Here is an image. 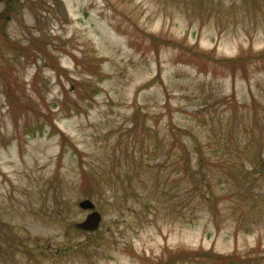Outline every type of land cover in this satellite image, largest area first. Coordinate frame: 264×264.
<instances>
[{
    "label": "rangeland",
    "instance_id": "rangeland-1",
    "mask_svg": "<svg viewBox=\"0 0 264 264\" xmlns=\"http://www.w3.org/2000/svg\"><path fill=\"white\" fill-rule=\"evenodd\" d=\"M261 53L264 0H0V264H264Z\"/></svg>",
    "mask_w": 264,
    "mask_h": 264
},
{
    "label": "water",
    "instance_id": "water-1",
    "mask_svg": "<svg viewBox=\"0 0 264 264\" xmlns=\"http://www.w3.org/2000/svg\"><path fill=\"white\" fill-rule=\"evenodd\" d=\"M78 205L82 209H87L90 211L87 214L86 218L81 222H77L75 226L87 231L95 230L99 226L101 220V214L94 209L95 204L90 199L86 198L79 201Z\"/></svg>",
    "mask_w": 264,
    "mask_h": 264
},
{
    "label": "trees",
    "instance_id": "trees-1",
    "mask_svg": "<svg viewBox=\"0 0 264 264\" xmlns=\"http://www.w3.org/2000/svg\"><path fill=\"white\" fill-rule=\"evenodd\" d=\"M257 57H264V53H261V54H259V55H257ZM228 62H231L232 63V65H235L236 63H238V62H240L241 61V57H236V58H234V59H228L227 60ZM184 130H182V129H180V128H178L177 129V132H183ZM186 132V131H185ZM184 150V149H183ZM199 158V157H198ZM199 163H201V159L199 158V162H197V164L199 165ZM189 168H191V165L189 166ZM188 168V169H189ZM188 169L185 167V169H184V173H183V175L184 174H187V172H188ZM190 178H192L193 177V175H190L189 176ZM192 185H193V188L195 189V190H197L199 187V185H201V183H200V181L199 180H197L196 178L195 179H193V182H192ZM204 197L205 196H202V198L204 199ZM79 229V228H78ZM184 254H186V255H189V254H191V253H193V251L192 250H189V251H187V250H185V251H182ZM204 252H207V250H205ZM210 254H213V253H211V252H207L205 255H204V257L206 258V259H208V260H215V261H217L216 259H218L219 261H222V259L223 258H225V255H215V254H213L214 256H211ZM178 255H181V253H179ZM193 257H195V256H192V255H189V256H185V257H182V258H180V259H177V260H186V259H188V258H193ZM232 257L233 258H235V260H232V261H235V262H237L238 260H236V259H239V257L238 256H236V255H232ZM218 262V261H217Z\"/></svg>",
    "mask_w": 264,
    "mask_h": 264
}]
</instances>
